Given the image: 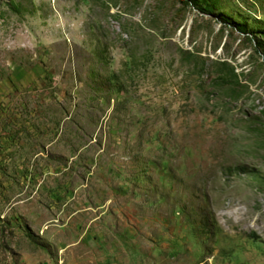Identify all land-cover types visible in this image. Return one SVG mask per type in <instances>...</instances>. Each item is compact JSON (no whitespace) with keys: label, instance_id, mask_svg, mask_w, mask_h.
<instances>
[{"label":"rangeland","instance_id":"obj_1","mask_svg":"<svg viewBox=\"0 0 264 264\" xmlns=\"http://www.w3.org/2000/svg\"><path fill=\"white\" fill-rule=\"evenodd\" d=\"M0 264H264V0H0Z\"/></svg>","mask_w":264,"mask_h":264}]
</instances>
